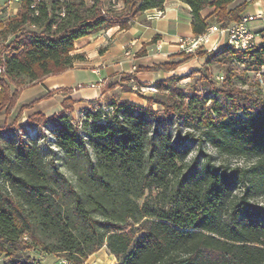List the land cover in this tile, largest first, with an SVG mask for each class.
<instances>
[{
  "label": "trees",
  "instance_id": "trees-1",
  "mask_svg": "<svg viewBox=\"0 0 264 264\" xmlns=\"http://www.w3.org/2000/svg\"><path fill=\"white\" fill-rule=\"evenodd\" d=\"M113 1L22 0L16 16L0 20V115L11 113L26 85L85 60L74 53L76 40L130 28L138 13L164 10L166 3L121 0L133 11L126 14ZM182 1L191 8L195 35L239 21L247 6ZM208 8L213 12L204 17ZM181 55L205 58L204 79L218 85L212 97L182 92L175 75L157 82L160 91L169 90L168 102L114 100L111 111L88 107L77 122L67 113L30 116L36 128L54 125L61 163L36 137L2 141L0 129L1 264H39L31 252L85 264L104 246L117 264H264V205L252 202L264 195V88L249 77L264 68V42ZM216 60L225 67L223 80L211 74ZM240 67L246 79L235 83ZM21 116L22 110L14 122ZM190 144L197 146L191 158ZM207 144L250 163L217 162Z\"/></svg>",
  "mask_w": 264,
  "mask_h": 264
},
{
  "label": "crops",
  "instance_id": "crops-1",
  "mask_svg": "<svg viewBox=\"0 0 264 264\" xmlns=\"http://www.w3.org/2000/svg\"><path fill=\"white\" fill-rule=\"evenodd\" d=\"M244 2L247 6L241 15H260L250 23V28L263 34L264 0H236L231 7ZM20 6L21 2L0 0V20L16 16ZM212 12L213 8H208L203 15L205 17ZM209 19L214 18L210 16ZM257 20L262 23L254 24ZM191 22L192 14L188 4L182 0H166L164 10L151 8L138 13L130 28L120 29L119 26H113L79 38L76 40L74 53H84L85 60L77 61L73 68L64 72L49 75L23 87L15 107L5 116H12L18 109L17 114L22 110L24 120L38 113L50 118L61 113L74 114L88 108L90 103H101L108 97V101L113 102L116 97L111 94V90L115 89H111L109 82L121 73L134 74L133 76L143 82H153L170 76L175 71H145L143 75L140 68L169 62L174 56L180 55L179 39L197 36L192 30ZM210 39L211 43L217 39L220 44L225 43V38H220L218 34H213ZM131 42H135V45L131 47V55L126 56L124 51ZM157 43H161L160 51L157 50ZM211 43L206 47L209 48ZM141 50L144 51L143 55H140ZM177 58L180 59L181 56ZM118 84L116 83V88L119 87ZM51 92L53 94L50 95ZM120 99L127 98L120 96ZM35 254L33 257L39 264H72L64 262V257L55 254ZM85 264H117V258L104 246L90 255Z\"/></svg>",
  "mask_w": 264,
  "mask_h": 264
},
{
  "label": "rangeland",
  "instance_id": "rangeland-1",
  "mask_svg": "<svg viewBox=\"0 0 264 264\" xmlns=\"http://www.w3.org/2000/svg\"><path fill=\"white\" fill-rule=\"evenodd\" d=\"M112 3H115V6H112L111 4L105 5V10H107L110 6H112L114 9H116L118 12H122L124 9V13H129L131 7L125 6L123 1H113ZM121 14V13H120ZM124 16V15H123ZM8 18H5V20ZM254 24H261V20H257L253 22ZM13 38V36L9 37L10 41ZM159 43H157L158 45ZM208 50L207 47H203ZM161 50V49H160ZM158 50V51H160ZM219 50V49H218ZM209 51V50H208ZM217 50H211V52H215ZM184 52V51H181ZM144 51H140V55H143ZM177 56L179 57L180 55L174 56V58L169 61L170 63H180L176 69L170 70V71H175L173 74H171L168 77L171 76H179L182 79L179 81V86L183 89L182 92L184 93H194L195 89H198L199 92L202 94L203 97H212L214 95V91H216L217 86L216 85H210L209 82H207L204 79L203 75V67L205 65V58H201L199 56L188 58L187 55H181V58L178 59ZM221 57H219L220 59ZM162 63V62H161ZM156 64V63H155ZM154 65V64H153ZM152 65V66H153ZM144 67H151V66H144ZM243 67H240V69L235 70V83H241V78L246 79V76L244 75V72L242 70ZM225 67L223 66L222 63H220L218 60H216L212 65H211V74L220 77L221 80L224 79L222 75L224 74ZM146 70L142 71V74L144 75V72ZM155 71H160V70H155ZM166 71V70H163ZM167 71V72H170ZM152 72V71H148ZM264 72V68L260 72H250L249 77L252 79H258L261 83V85L264 88V75L262 74ZM134 74H126V73H121L117 78L110 80L109 85L111 86V94H115L116 100H123L120 99V96H124L127 98V100L132 99L130 101L138 103L140 105H148V98L156 96L158 101L161 102H168V97L167 94L169 90L166 91H160L157 88V82L159 80H154L153 82H143L140 81L137 77L133 76ZM159 75V74H156ZM133 78V79H132ZM165 79V78H163ZM116 81V82H115ZM124 81V82H121ZM116 83H119V87L116 88ZM245 87H248L245 85ZM123 92H127L124 94ZM108 98H105L104 100L98 103H90L89 104V109L98 111V110H103L105 112L111 111V108L109 107L111 102L108 101ZM210 102H208L207 105H209ZM154 108L157 110H160L161 113H163V106L157 102L154 105ZM85 109H81L79 111H76L74 114H68L69 117L74 119V121H80L83 116H82V111ZM17 110H15L12 114V116L8 117L5 116L6 114H2V117L0 118V129L2 130V135L3 139L2 141H5L8 138H20L23 137L24 139H31V137H36L38 139L39 144L41 145L42 149L47 155H56L58 161L61 163V158L63 156L62 151L55 145V128L54 125L50 122V125H46L45 127H34L33 125H30L28 123V120H24L23 117L19 119L18 122H14L15 117L17 116ZM175 125H173V128ZM32 135V136H31ZM190 158L195 156L197 154V146L195 144H190ZM206 149L211 152L214 156L217 162H229L231 164H249L250 162L247 161L244 158H234V157H228L227 155H224L220 153L218 150H216L213 146L210 144L206 145ZM252 202L262 204L264 205V195L262 196H257L252 198ZM40 253V252H38ZM45 254V253H42ZM31 255H36L35 252H31ZM5 260V256L0 257V264Z\"/></svg>",
  "mask_w": 264,
  "mask_h": 264
},
{
  "label": "built area",
  "instance_id": "built-area-1",
  "mask_svg": "<svg viewBox=\"0 0 264 264\" xmlns=\"http://www.w3.org/2000/svg\"><path fill=\"white\" fill-rule=\"evenodd\" d=\"M14 2H21L22 0H11ZM41 0H36L35 3ZM1 15V13H0ZM260 15H242L240 20L226 27L220 26L219 24H212L209 26L207 32L201 35H197L191 38H180L178 41L181 51L186 53L195 52L200 47H206L208 43H211V36L213 34H218L225 38V43L220 44V40L217 39L214 43H211L208 48L211 50H218L225 45H228L236 50H245L250 47L256 46L261 42H264V33H256L250 28V23ZM135 45V42H131L128 48L124 51L126 56L131 55V47ZM161 49V43L157 45V50ZM1 71V68H0ZM64 262H69L63 259Z\"/></svg>",
  "mask_w": 264,
  "mask_h": 264
}]
</instances>
